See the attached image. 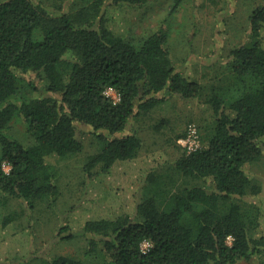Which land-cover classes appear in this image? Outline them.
Returning <instances> with one entry per match:
<instances>
[{
	"label": "trees",
	"instance_id": "16d2710c",
	"mask_svg": "<svg viewBox=\"0 0 264 264\" xmlns=\"http://www.w3.org/2000/svg\"><path fill=\"white\" fill-rule=\"evenodd\" d=\"M83 1L74 10L0 0V194L30 210L55 202L60 164L82 153L86 134L99 150L82 164L84 175L108 174L144 147L129 130L132 118L170 98L199 99L212 110L209 128H199L201 146L188 152L177 144L188 128L178 132L179 154L147 169L134 212L86 221L87 254L100 245L110 264H235L264 255V237L256 235L262 210L244 200L262 190L246 167L264 155V1L249 14V39L207 63L202 76L186 73L192 56L176 58L170 47L172 14L189 0H173L171 16L143 36L116 32L105 12L149 0ZM18 118L28 141L11 131ZM43 264L83 262L60 254Z\"/></svg>",
	"mask_w": 264,
	"mask_h": 264
},
{
	"label": "rangeland",
	"instance_id": "374dc122",
	"mask_svg": "<svg viewBox=\"0 0 264 264\" xmlns=\"http://www.w3.org/2000/svg\"><path fill=\"white\" fill-rule=\"evenodd\" d=\"M264 0H189L171 17L170 47L176 58L192 56V64L186 73L197 72L202 76L211 60L221 62L225 52L249 39V14ZM46 5H62L67 9H79L83 0H44ZM173 0H149L144 6L107 5L108 24L124 36H143L157 29L171 16ZM188 38H192L187 53ZM212 52L213 55H208ZM208 53L207 56L205 54ZM201 79H203L201 77ZM107 94L118 99L113 89ZM211 108L196 99L184 103L170 98L156 106L147 115L132 118L129 130L136 129L144 139V147L137 158L119 161L108 174L97 173L89 178L84 175L82 164L88 156L99 150L90 133L85 135V147L81 154L63 160L60 164V193L52 203H39L30 210L22 201L5 198L0 194V221L12 212L16 217L7 226L0 225V264H43V261L60 254L75 257L83 264H110V256L101 250L87 254L88 239L81 228L89 219L110 214L132 213L140 197L147 169L175 158L180 152L174 138L191 124L209 128ZM164 120L165 125L158 127ZM131 130V131H132ZM12 133L20 140L28 141L26 122L23 118L13 121ZM199 142L202 138L199 133ZM178 145L179 140L177 141ZM181 147H183L181 145ZM9 170V166L5 168ZM257 178L262 190L258 195L247 196L245 201L260 206L262 215L257 236L264 237V155L246 167ZM95 171V170H94ZM74 233L70 239L66 236ZM100 244V243H99ZM90 251V250H89ZM235 264H264V255H254Z\"/></svg>",
	"mask_w": 264,
	"mask_h": 264
},
{
	"label": "built area",
	"instance_id": "2783aa9c",
	"mask_svg": "<svg viewBox=\"0 0 264 264\" xmlns=\"http://www.w3.org/2000/svg\"><path fill=\"white\" fill-rule=\"evenodd\" d=\"M179 143L185 148L188 152H192L197 150L201 144L199 142V130L196 125L191 124L188 127L187 135L179 139ZM9 166L8 164L4 165ZM10 169V166H9ZM9 171V170H8ZM229 241H231V237H229ZM152 246L150 241H145L142 244V249L144 251H148L150 247Z\"/></svg>",
	"mask_w": 264,
	"mask_h": 264
}]
</instances>
